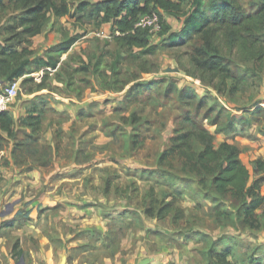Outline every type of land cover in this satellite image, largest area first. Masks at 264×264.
<instances>
[{
  "label": "rangeland",
  "instance_id": "374dc122",
  "mask_svg": "<svg viewBox=\"0 0 264 264\" xmlns=\"http://www.w3.org/2000/svg\"><path fill=\"white\" fill-rule=\"evenodd\" d=\"M87 1L95 4L103 0ZM173 1L182 5L180 18L163 16L170 33H179L192 0ZM80 2L69 0L72 13ZM240 2L247 7L254 0ZM1 11V24L17 15L10 9ZM78 18V14L74 18L49 16L42 33L32 39L35 61L51 57L71 71L78 64L69 62L67 55L86 59L85 52L104 41L96 36L98 33L110 36V24L97 27ZM75 35L82 37L68 54L55 51L63 36ZM167 37L157 33L151 39L159 50L155 57L143 61L149 68L154 63L156 72L139 76L142 87H135L136 95L127 90L92 91L96 83L92 80L86 86L80 82V74L68 87L65 72L58 73L64 83L58 84L51 76L55 71L49 70L47 84L55 90L36 94L42 96L39 105L44 110L36 143L28 149L17 148L13 156L15 141H25L17 133L16 140L5 137L0 150V213L4 216L0 217V264H33L46 254L52 255L56 264L61 257L68 258L69 264H105L108 260L120 264L125 258L127 264L143 259H150L149 264H212L213 257L225 251L232 264H264V215L258 229L248 228L242 224L239 202L214 194L208 180L199 184L198 177L184 173L177 161L172 162V169L159 163V155L170 146L174 131L190 129L187 119L208 131L215 147L224 142L236 146L249 171L256 159L264 160V62L253 61L251 55L254 47L258 53L264 51V31L261 42L255 40L253 48L248 46L249 54L228 45L220 48L239 83L237 91L224 97L185 73L192 71L189 46H199L198 39L169 47ZM123 64L126 78L139 75L136 63ZM43 71L31 75L35 82H40ZM154 81L157 84H151ZM9 84L0 82V92ZM19 87L7 109L16 121L25 117V107L34 96L26 95L20 82ZM212 121L216 125H211ZM19 128L20 132L31 131ZM131 140L135 142L132 147ZM107 178L117 179L119 193L108 197L101 194L103 179ZM172 184L182 192L179 207L184 218H144L141 206L147 188L154 186L159 195L170 194ZM261 191L264 194V185ZM84 207L105 217L103 231L92 228L101 221L100 216H93L88 229L79 226V210ZM17 240L24 249L22 262L10 258Z\"/></svg>",
  "mask_w": 264,
  "mask_h": 264
},
{
  "label": "trees",
  "instance_id": "16d2710c",
  "mask_svg": "<svg viewBox=\"0 0 264 264\" xmlns=\"http://www.w3.org/2000/svg\"><path fill=\"white\" fill-rule=\"evenodd\" d=\"M251 3L244 7L240 0H192L191 11L183 21L182 30L179 33H170L171 29L163 13L179 19L183 10L182 5L173 0H103L95 4L81 0L74 13L71 12L69 0H0V12L5 8L17 13L16 17L8 22L0 23V82L11 84L19 81L26 95H34L25 107V117L19 121L8 111L0 113V150L5 139L16 140L17 133H20V137L25 138V141L20 144L15 141L13 156L17 148L28 149L36 143L35 138L40 132L44 117V110L39 105L42 96L36 94L42 91L54 93L55 90V87L47 84L49 70L55 71V75L51 76L58 84H64L58 73L65 72L68 87L72 85L74 76L80 74L83 76L80 82L86 86L92 84V79L96 83V87H91L92 91L95 88L110 93L127 90L129 94L136 95L135 87H142L139 76L156 72L154 63L152 68H149L143 61L144 58L155 57L159 50L157 45L151 43L148 29L136 27L139 20L145 16L158 17L161 27L159 37L168 36L169 47H174L176 43H179V46L185 45L188 41L198 39L199 46H189L192 48L189 53V66L192 71H185L188 76L198 78L204 86L210 87L223 97L224 94L237 91L239 83L225 64L220 48L228 45L249 54L248 46L253 48L255 40L261 42L264 31V0H254ZM77 14L78 19L89 20L97 27L110 24V39H104L93 51L85 52L86 59L67 55L69 62L78 64L71 71L64 70L63 62L59 63L58 59L51 57L47 58V61H35L34 51L31 49L32 39L41 34L49 16L74 18ZM81 37L63 36V41L55 47V51L68 54ZM96 42L101 43L99 40ZM109 47L111 48L108 49ZM254 48L252 59L259 60V64H262L264 51L258 53ZM129 62L137 64L136 71L139 75L126 78L123 63ZM42 69L44 71L40 82H35L31 75ZM182 96L183 93H180V97ZM77 97L80 98V95ZM188 103L190 104V101ZM186 121L190 129L174 131L170 146L159 155V163H165L172 169V162L177 161L184 173L198 177L199 184H205L208 180L214 194L230 197L240 203L244 226L258 229L264 215V194L261 191L264 185V160L256 159L251 172L239 159L236 146L224 142L215 147L214 138L208 131L198 128L190 119ZM211 125L216 123L212 121ZM18 127L20 130L23 128L31 131L20 132L17 131ZM134 143L131 140L129 146L132 147ZM2 180L0 174V183ZM115 181L116 178L103 179L101 194L108 197L113 192L119 193ZM172 185L174 191L162 195L158 194L154 186L147 188L145 202L141 206L144 218L157 221H163L169 216L175 221L184 218V211L179 207L182 192L175 184ZM23 256L24 250L17 240L12 245L10 258L19 262ZM229 257L227 251L219 252L213 257L212 264H232L228 260Z\"/></svg>",
  "mask_w": 264,
  "mask_h": 264
},
{
  "label": "built area",
  "instance_id": "2783aa9c",
  "mask_svg": "<svg viewBox=\"0 0 264 264\" xmlns=\"http://www.w3.org/2000/svg\"><path fill=\"white\" fill-rule=\"evenodd\" d=\"M136 27L148 29L152 39L161 30L159 19L156 15L142 17ZM96 36L102 39H110L109 36H105L102 33H98ZM19 90V81H14L0 92V113L8 111L7 109L15 101Z\"/></svg>",
  "mask_w": 264,
  "mask_h": 264
},
{
  "label": "crops",
  "instance_id": "0c3cea01",
  "mask_svg": "<svg viewBox=\"0 0 264 264\" xmlns=\"http://www.w3.org/2000/svg\"><path fill=\"white\" fill-rule=\"evenodd\" d=\"M42 33V32H41ZM39 36V35H38ZM93 80V79H92ZM95 88V87H94ZM96 89V88H95ZM43 92V91H42ZM86 92H87V90H86ZM73 101V100H72ZM79 103V105L80 106H82L81 104V102H78ZM84 106V105H83ZM82 107H79V109H81ZM10 113V112H9ZM23 113H24V111H23ZM11 114V113H10ZM12 115V114H11ZM2 152V154L4 153V151H1ZM5 154V153H4ZM92 210L93 209H86L85 207L82 209V210H79V212L81 213L79 216H82L81 217V220H80V218H79V221H81V223H79V226H81V225H83L84 226V228L85 229H88V227L87 226H90L89 224H91L92 222H94V220L95 219H93V216L94 217H97V216H100V217H97V218H100L101 219V221H99V223L98 224H93V229L94 230H96V228L98 229V230H100V231H103L104 229H105V224H107V223H105V221H106V219H105V217H103L100 213L101 212H99V213H93L92 212ZM68 211V210H67ZM99 214V215H98ZM3 215V213L1 214L0 213V217H4V216H2ZM21 215H23V214H21ZM99 219V220H100ZM25 225L26 224H24V226L23 227H25ZM102 228V230L101 229H99V228ZM20 230H22V227L21 228H19ZM42 241H40V243H41ZM21 247H22V245H21ZM23 248V247H22ZM3 249V240L0 238V251ZM24 250V249H23ZM118 254H120V252L118 253ZM119 258H121L122 259V254H120V257ZM61 261H62V257L59 259V261H58V263L57 264H60L61 263ZM45 262V264H56V263H54V258H53V256L52 255H49V254H46V256H43L42 258H38L37 259V261H35L33 264H42V263H44ZM119 263L120 264H127L128 263V261L126 260V258L121 262V260H119ZM8 264H9V262H8ZM65 264H69V260H68V258L66 259V263ZM105 264H111V262L108 260V263L105 261Z\"/></svg>",
  "mask_w": 264,
  "mask_h": 264
},
{
  "label": "water",
  "instance_id": "95a60500",
  "mask_svg": "<svg viewBox=\"0 0 264 264\" xmlns=\"http://www.w3.org/2000/svg\"><path fill=\"white\" fill-rule=\"evenodd\" d=\"M150 261H151L150 259H143V260L139 261L137 264H149ZM19 262H22V260ZM65 263H66V258L64 257L60 264H65Z\"/></svg>",
  "mask_w": 264,
  "mask_h": 264
}]
</instances>
